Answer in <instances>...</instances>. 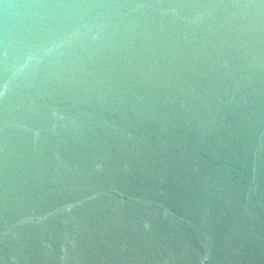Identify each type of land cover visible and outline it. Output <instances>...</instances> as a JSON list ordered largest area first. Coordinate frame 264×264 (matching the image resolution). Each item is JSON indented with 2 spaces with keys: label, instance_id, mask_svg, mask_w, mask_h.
<instances>
[{
  "label": "water",
  "instance_id": "obj_1",
  "mask_svg": "<svg viewBox=\"0 0 264 264\" xmlns=\"http://www.w3.org/2000/svg\"><path fill=\"white\" fill-rule=\"evenodd\" d=\"M0 264H264V0H0Z\"/></svg>",
  "mask_w": 264,
  "mask_h": 264
}]
</instances>
